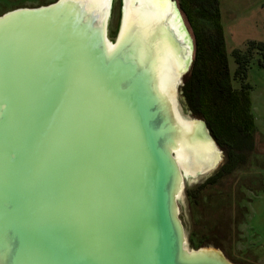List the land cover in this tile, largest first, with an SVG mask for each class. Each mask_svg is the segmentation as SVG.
<instances>
[{
	"label": "water",
	"instance_id": "95a60500",
	"mask_svg": "<svg viewBox=\"0 0 264 264\" xmlns=\"http://www.w3.org/2000/svg\"><path fill=\"white\" fill-rule=\"evenodd\" d=\"M75 1L0 16L11 26L0 38L12 32L0 40L1 264H231L184 257L177 169L149 78L128 46L106 53L103 28ZM167 34L186 72L194 42Z\"/></svg>",
	"mask_w": 264,
	"mask_h": 264
},
{
	"label": "rangeland",
	"instance_id": "374dc122",
	"mask_svg": "<svg viewBox=\"0 0 264 264\" xmlns=\"http://www.w3.org/2000/svg\"><path fill=\"white\" fill-rule=\"evenodd\" d=\"M57 1L0 0V16L16 9H34ZM219 2L232 87L251 86L256 127L254 148L237 169L213 182L209 179L216 176L225 162L220 148V160L209 172L194 180L185 178L182 194L177 200L178 219L190 250L216 252L231 264H264V69L258 67L257 50L252 49L250 67L243 79L236 74L237 65L233 56L235 50L247 53L251 42L264 43V0ZM176 6L179 8L177 2ZM120 7V0H114L108 23L111 40L115 39L118 31ZM179 11L185 30L193 40L191 28L180 8ZM156 24L155 21L147 23L151 29ZM152 38L153 35L150 40ZM135 43L136 39L131 40V44ZM193 54L194 51L192 60ZM187 72L182 74L177 86L178 108L186 119L201 121L191 112L182 90ZM199 136L202 137L201 131Z\"/></svg>",
	"mask_w": 264,
	"mask_h": 264
},
{
	"label": "bare ground",
	"instance_id": "6f19581e",
	"mask_svg": "<svg viewBox=\"0 0 264 264\" xmlns=\"http://www.w3.org/2000/svg\"><path fill=\"white\" fill-rule=\"evenodd\" d=\"M113 1L76 0L73 9L83 11L92 25L103 28L102 35L106 53L109 56L116 53L121 46H128L126 55L131 56L135 65L146 72L158 105L168 124L169 136L166 148L171 153L177 169L173 187V204L175 216H177V199L182 194L184 179L194 180L197 176L209 172L220 160V152L216 146L204 138L203 133L202 137L199 136L201 130L196 121L183 117L178 108L176 90L186 70L188 58L167 34V26L172 28L179 40L189 42V38L183 19L170 0H120L119 27L115 39L111 40L108 23ZM150 21L157 23L154 29L147 25ZM9 27L11 26H5V28L0 26V32L1 29ZM9 32L12 33L9 29L5 36ZM152 35L153 38L150 40ZM5 36L0 40L7 41ZM134 39L137 43L133 45L131 40ZM3 50H5L4 46ZM0 246L2 249L5 247L4 243ZM183 252L187 260L217 257L216 252L213 251L190 250L187 247L185 236L183 237ZM5 253L3 249L0 264L3 263Z\"/></svg>",
	"mask_w": 264,
	"mask_h": 264
},
{
	"label": "trees",
	"instance_id": "16d2710c",
	"mask_svg": "<svg viewBox=\"0 0 264 264\" xmlns=\"http://www.w3.org/2000/svg\"><path fill=\"white\" fill-rule=\"evenodd\" d=\"M193 34L194 54L183 85L191 112L207 125L225 162L210 182L237 169L253 152L255 121L251 86L232 87L221 23L219 0H176ZM264 69V43L251 42L247 53L233 52L236 74L243 79L250 67L251 50Z\"/></svg>",
	"mask_w": 264,
	"mask_h": 264
},
{
	"label": "flooded vegetation",
	"instance_id": "af4514ba",
	"mask_svg": "<svg viewBox=\"0 0 264 264\" xmlns=\"http://www.w3.org/2000/svg\"><path fill=\"white\" fill-rule=\"evenodd\" d=\"M191 66V65H190ZM190 68V67H189ZM189 70V69H188Z\"/></svg>",
	"mask_w": 264,
	"mask_h": 264
}]
</instances>
